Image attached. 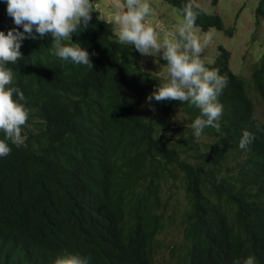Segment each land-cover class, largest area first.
Masks as SVG:
<instances>
[{
	"label": "trees",
	"instance_id": "trees-1",
	"mask_svg": "<svg viewBox=\"0 0 264 264\" xmlns=\"http://www.w3.org/2000/svg\"><path fill=\"white\" fill-rule=\"evenodd\" d=\"M47 2L0 0V264H163L164 252L170 264H264V123L251 97L264 101V55L248 80L220 47L207 82L187 87L188 66L146 72L136 40L92 3L62 33ZM164 2L232 36L196 0ZM178 110L187 125L174 137Z\"/></svg>",
	"mask_w": 264,
	"mask_h": 264
},
{
	"label": "rangeland",
	"instance_id": "rangeland-1",
	"mask_svg": "<svg viewBox=\"0 0 264 264\" xmlns=\"http://www.w3.org/2000/svg\"><path fill=\"white\" fill-rule=\"evenodd\" d=\"M94 8L100 18L113 23L120 39H135L141 52V65L146 72H152L163 78L172 70L170 64L188 66L192 75L187 87L204 85L208 74L205 65L213 63L218 57V50L224 47L231 53L230 67L236 74L251 79L254 67L264 55V20L260 25L255 22V11L260 0H219L213 6L211 0H196L198 7L206 12L218 14L225 28L232 30V36L210 30L203 32L187 22L181 11L168 5L164 0H93ZM90 0H48L43 13L62 33L68 32L89 7ZM190 36L196 39L194 46H186L178 37ZM218 49V50H217ZM167 63V64H166ZM256 107V116L264 123V101L251 92ZM187 125L186 118L178 110L173 120L168 123L170 134L180 136ZM169 193L163 198L169 199ZM182 195L172 201L182 203ZM183 203L175 210L184 211ZM169 235L164 240L171 246L172 241L184 233L180 223L172 224ZM180 243V242H179ZM158 258L160 263L170 264L176 259L174 252H164Z\"/></svg>",
	"mask_w": 264,
	"mask_h": 264
},
{
	"label": "clouds",
	"instance_id": "clouds-1",
	"mask_svg": "<svg viewBox=\"0 0 264 264\" xmlns=\"http://www.w3.org/2000/svg\"><path fill=\"white\" fill-rule=\"evenodd\" d=\"M261 1V0H260ZM90 3H92L93 5H94V2H93V0H90ZM96 8V7H95ZM44 10V9H43ZM256 12V11H255ZM49 21V20H48ZM50 22V21H49ZM51 23V22H50ZM52 24V23H51ZM53 25L55 26V23H53ZM260 25V24H259ZM56 27V26H55ZM57 29V28H56ZM58 31H60L59 29H57ZM228 30V29H227ZM194 40H196V39H194ZM224 48V47H223ZM218 50V49H217ZM227 50V49H226ZM218 54L220 55V53H219V50H218ZM22 132L23 133H25V130H22ZM18 138L20 139V140H24L25 139V136H23V135H19L18 136ZM207 152V151H206ZM206 152H204V153H206ZM168 187H166L165 185H163L162 186V194L164 193V191L165 192H167L168 193Z\"/></svg>",
	"mask_w": 264,
	"mask_h": 264
}]
</instances>
